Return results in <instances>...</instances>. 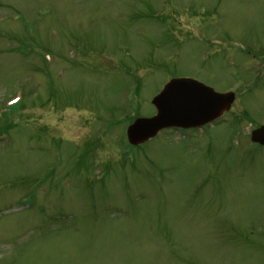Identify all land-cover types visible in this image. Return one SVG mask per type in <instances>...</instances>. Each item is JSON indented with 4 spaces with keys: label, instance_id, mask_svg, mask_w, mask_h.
<instances>
[{
    "label": "rangeland",
    "instance_id": "obj_1",
    "mask_svg": "<svg viewBox=\"0 0 264 264\" xmlns=\"http://www.w3.org/2000/svg\"><path fill=\"white\" fill-rule=\"evenodd\" d=\"M172 79L233 91L139 145ZM264 0H0V264H264Z\"/></svg>",
    "mask_w": 264,
    "mask_h": 264
},
{
    "label": "water",
    "instance_id": "obj_2",
    "mask_svg": "<svg viewBox=\"0 0 264 264\" xmlns=\"http://www.w3.org/2000/svg\"><path fill=\"white\" fill-rule=\"evenodd\" d=\"M234 100V92L220 93L192 79H172L152 100L156 113L128 127V141L138 145L166 128L203 127L229 111ZM251 140L264 145V125L252 131Z\"/></svg>",
    "mask_w": 264,
    "mask_h": 264
}]
</instances>
